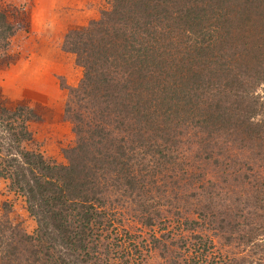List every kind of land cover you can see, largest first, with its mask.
I'll list each match as a JSON object with an SVG mask.
<instances>
[{"label":"trees","instance_id":"obj_1","mask_svg":"<svg viewBox=\"0 0 264 264\" xmlns=\"http://www.w3.org/2000/svg\"><path fill=\"white\" fill-rule=\"evenodd\" d=\"M185 1L181 11L191 10L192 15L182 30L180 51L163 41L169 21L183 22L173 0H113L111 15L118 20L113 31L107 26V12L105 22L95 23L102 36H87L79 44L86 54L84 95L102 113L97 123L110 126L114 118V129L123 127L125 136L117 138L101 127L85 131L92 151L81 150L86 156L76 173L68 165L27 150L23 145L30 139L27 121L20 118L21 125L16 126L15 114L0 110V180H8L12 191L25 198L37 224L32 236L14 238L7 216L0 215V264H147L156 250L166 264H218L221 255L213 240L197 229L216 233L213 237L227 243L239 236L247 257L253 255L258 258L256 264H264V103L262 107L259 100L251 101L254 112L236 114L233 125L226 127L228 113L233 117L230 108L215 104L200 112L204 96L196 93L200 87L195 83L188 84L197 82L207 69H212L211 81L264 83V0H213L215 5L209 2L201 14L196 9L207 0ZM220 24L219 34L215 27ZM9 25L0 12V43L14 36ZM139 104L141 112L134 111L139 115H126L128 108ZM194 111L196 116L191 117ZM154 114L169 129L197 119L196 125L201 121V126L212 128L208 132L212 137L213 130L229 132L233 127L232 132L244 138L232 144L243 154L246 148L253 158L236 162L240 159L236 155L233 165L220 164L224 175L233 172L230 176L240 187L219 191V177L207 179L209 188L219 194V208L209 199L197 212L184 215V220L166 216L163 221L161 214L162 234L154 232V217L145 222L152 230L132 234L124 227L123 216L110 210L103 198L111 187L132 191L139 184L138 150L151 135L148 124L158 121L152 120ZM256 117L260 120L255 121ZM114 145L122 154L120 162L98 161L108 157L106 152ZM168 149L173 154L172 144ZM87 157L90 165L85 169L82 164ZM213 162L219 164L217 159ZM109 181L113 183L107 185ZM199 183V190H205L202 180ZM197 197L204 201L203 196ZM219 209L222 217L216 218L213 213Z\"/></svg>","mask_w":264,"mask_h":264},{"label":"rangeland","instance_id":"obj_2","mask_svg":"<svg viewBox=\"0 0 264 264\" xmlns=\"http://www.w3.org/2000/svg\"><path fill=\"white\" fill-rule=\"evenodd\" d=\"M10 1L0 0V12L6 16L9 26H12V34H14L9 40L6 39L5 42L0 43V110L13 112L16 126L21 125L20 118L27 121L30 139L23 144L27 150L40 152L48 158L68 165L76 173L80 167L81 158L86 156L85 153L92 151L85 131L97 130L101 127L105 132L114 133L117 138L122 139L125 136L124 131L121 130L123 127L119 130L114 129L116 121L114 118L111 119L113 123L110 126L97 123L102 118L101 109L90 104L82 87L83 62L86 54L79 48V44L87 36H102L99 31L100 26L95 23L105 22L107 12L110 13L107 26L113 31L112 28L118 23V20L111 15L114 13L111 11L113 0H85L84 10L96 12V18H91L88 13L81 15L78 27L64 34L56 32L55 28L54 31L48 32L42 29L37 30L39 18L31 17L29 16L30 11L23 10L25 3L20 7H15ZM185 2V0H173L172 2L183 22L178 25V22L169 21L168 23L172 24L167 23L163 28L167 31L163 38L164 45L175 51H180L184 47L181 43L185 36L182 30L189 26V22L186 21L192 15L191 10L181 11V6ZM209 2L215 5L213 0L202 2L196 9L197 13L201 14V10L207 7ZM68 17V20L72 21L71 19L74 20L75 16ZM113 20L115 23L110 22ZM222 27L223 24L215 27L219 34ZM88 28L89 30H86ZM90 30L93 31L92 34L89 33ZM157 31L162 32L159 28ZM57 51L62 52L67 59H63ZM211 71L212 69H207L201 73V77L197 78V82L192 80L188 83H195V87H200L196 93L204 96L200 112L215 104L230 108L233 117L230 118L228 113L227 124H223L229 127L235 122L236 114L254 112L251 101L259 100L263 107V82L251 81L243 84L228 82L226 84L222 81H211L208 78ZM184 89L185 86H183ZM134 106V109H127V116L139 115L134 111L137 109L141 112L142 109L139 110L141 104ZM240 107L243 109L241 110ZM187 116L189 117V114ZM190 116H196L195 111ZM151 118L152 120L157 118L158 121L148 124L151 135L140 143L143 148L141 151L138 150L137 161L140 164L139 173L141 174L137 177L139 184L132 191L111 187L109 193L103 198L104 204L110 210L117 211L123 216V225L132 234L152 230L153 228L145 225L151 217L155 218L153 225L157 226L154 232L158 231L162 234L161 230L164 225L160 224L161 221L158 219L161 214L163 221L168 218L166 216H171L176 220L181 217L184 220V215L197 212L206 205L209 199L213 206L219 208L222 205H218L217 196L219 194L216 189L219 191L225 189L227 192L230 190L228 186L232 187L231 189L235 186L240 187L233 182L230 176L233 172H229V176L223 174V163L232 162L231 160L237 158L236 155L240 157L236 162L253 158L246 148L243 154L232 144V140L239 141L244 138L242 133L237 136L236 132H232L233 127L228 129L229 132L213 130L214 137H212L210 135L212 132L208 133L212 128L207 129V126H201V121L199 125H196L197 119H193V122L189 120L191 124L169 129L162 123L159 114H154ZM258 120L260 119L256 117L255 121ZM89 124L92 127H88ZM167 134L170 135L167 136ZM168 139L171 141H167ZM170 144L173 145V154H170L168 149ZM106 156L108 157L99 158L98 161L109 162L113 159L116 163L120 162L122 154H120L119 146L114 145L109 148ZM90 158L91 163L93 159ZM212 159H217L219 164L216 166ZM169 160H171L170 165L167 163ZM88 163L89 157H87V163L85 161V164H82L85 169L90 165ZM260 164L257 163L258 166ZM214 175L219 177V181L217 182L218 187L213 191L209 188L207 181L214 178ZM200 180L204 183L205 190H199ZM111 183L113 182L109 181L107 185ZM210 191L212 195L209 196ZM197 195L203 196L204 201L200 200ZM220 210L222 209L213 213L216 218L222 217ZM0 215L7 216L14 238L30 237L37 229L35 219L27 210L25 198L12 191L9 181L4 179L0 180ZM174 228L175 225H171L170 229L173 232ZM196 232L202 233L201 235L205 237H211L221 255L218 264H231L228 257L236 261V264H256L258 260L253 255L247 257L239 236L233 237L231 243H227L224 239L213 237L216 233H203L200 229ZM152 254L147 264H166L167 261L161 259V254L157 250ZM246 258L249 260L247 263L244 261Z\"/></svg>","mask_w":264,"mask_h":264},{"label":"crops","instance_id":"obj_3","mask_svg":"<svg viewBox=\"0 0 264 264\" xmlns=\"http://www.w3.org/2000/svg\"><path fill=\"white\" fill-rule=\"evenodd\" d=\"M18 2V4H17ZM85 0H11L15 7H20L24 4V11H30L29 16L39 18L38 29L43 31H54L61 32L64 34L69 31L76 29L80 23V16L86 15L87 13L91 18H96V12L92 10H84ZM22 10V8H21ZM83 10V11H82ZM79 14V12H81ZM68 16L74 17L72 21L68 20ZM64 18H67L66 20ZM79 21V23H78ZM37 27V26H36ZM58 41V40H57ZM63 59L67 57L62 53L58 52ZM41 58V57H40Z\"/></svg>","mask_w":264,"mask_h":264}]
</instances>
